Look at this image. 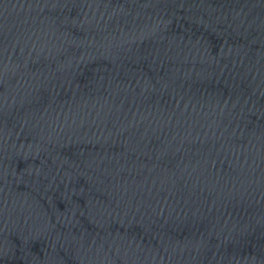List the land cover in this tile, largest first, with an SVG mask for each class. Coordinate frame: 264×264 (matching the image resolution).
I'll list each match as a JSON object with an SVG mask.
<instances>
[{"label":"water","instance_id":"95a60500","mask_svg":"<svg viewBox=\"0 0 264 264\" xmlns=\"http://www.w3.org/2000/svg\"><path fill=\"white\" fill-rule=\"evenodd\" d=\"M0 264H264V0H0Z\"/></svg>","mask_w":264,"mask_h":264}]
</instances>
